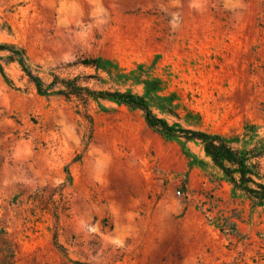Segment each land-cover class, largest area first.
<instances>
[{"label":"rangeland","instance_id":"rangeland-1","mask_svg":"<svg viewBox=\"0 0 264 264\" xmlns=\"http://www.w3.org/2000/svg\"><path fill=\"white\" fill-rule=\"evenodd\" d=\"M0 43L44 81L53 71L130 91L170 126L264 147V0H0ZM7 55L0 264H264V209L198 142L154 133L112 102L40 97ZM88 58L111 77L76 64ZM148 81L161 90L147 93Z\"/></svg>","mask_w":264,"mask_h":264},{"label":"trees","instance_id":"trees-1","mask_svg":"<svg viewBox=\"0 0 264 264\" xmlns=\"http://www.w3.org/2000/svg\"><path fill=\"white\" fill-rule=\"evenodd\" d=\"M8 53L6 59L9 63H16L28 83L32 85L36 94L40 97L58 96L67 102H78L87 105L89 102L107 101L128 109L139 111L143 120L151 131L166 138H182L185 141L198 142L205 156L212 165L217 168L234 193L239 194L247 200L252 207L264 209V170L260 159L264 156V147H253L252 149L237 150L233 147L241 140L236 136L209 134L200 130L180 129L168 125L163 119L153 114L148 101L130 91H97L82 85L78 78L64 79L48 73L49 80L44 81L36 71H33L26 63L25 53L21 48L11 44L0 43V53ZM84 68L95 72L102 71L111 77L113 74L109 62H103L96 58L83 59L76 63ZM114 72L120 73V69L114 68ZM0 74L4 76L2 68ZM10 84L9 81H6ZM158 81L144 82L147 93L159 92L161 89ZM164 101L171 104L166 98ZM253 128V127H252ZM63 185L54 189L60 197V203L64 205L62 195ZM57 221L58 216L54 215ZM55 241V240H54ZM55 246L59 247L56 243Z\"/></svg>","mask_w":264,"mask_h":264}]
</instances>
